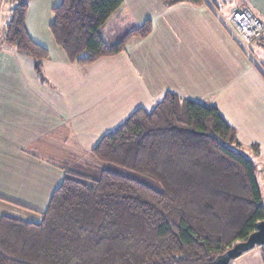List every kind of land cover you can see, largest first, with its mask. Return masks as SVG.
<instances>
[{
	"label": "trees",
	"instance_id": "obj_1",
	"mask_svg": "<svg viewBox=\"0 0 264 264\" xmlns=\"http://www.w3.org/2000/svg\"><path fill=\"white\" fill-rule=\"evenodd\" d=\"M29 1L14 0L3 41L32 59L45 82L46 53L25 30ZM121 6L62 0L53 9L49 29L71 64L115 56L129 37L148 34L145 22L112 45L104 41L100 30ZM258 44L264 50V38ZM89 155L93 163L57 162L63 178L38 221L0 218V264H213L264 219L254 163L213 105L167 93L151 111L135 110Z\"/></svg>",
	"mask_w": 264,
	"mask_h": 264
},
{
	"label": "crops",
	"instance_id": "obj_2",
	"mask_svg": "<svg viewBox=\"0 0 264 264\" xmlns=\"http://www.w3.org/2000/svg\"><path fill=\"white\" fill-rule=\"evenodd\" d=\"M61 1L30 0L25 18L28 37L46 53L45 82L32 59L4 43L9 18L0 1V218L38 221L62 181L58 161L93 163L89 152L104 135L167 93L218 110L254 163L264 206V50L257 42L252 53L261 51L262 59L248 57L210 8L226 14L248 7L264 26V0H122L100 30L104 40L145 22L148 34L129 37L121 53L88 66L71 64L50 32ZM263 254L255 248L229 264H264Z\"/></svg>",
	"mask_w": 264,
	"mask_h": 264
},
{
	"label": "built area",
	"instance_id": "obj_3",
	"mask_svg": "<svg viewBox=\"0 0 264 264\" xmlns=\"http://www.w3.org/2000/svg\"><path fill=\"white\" fill-rule=\"evenodd\" d=\"M222 27L232 37L240 49L253 60L252 47L263 38L264 26L248 7L231 9L221 16L211 7ZM264 75V70L259 67Z\"/></svg>",
	"mask_w": 264,
	"mask_h": 264
},
{
	"label": "water",
	"instance_id": "obj_4",
	"mask_svg": "<svg viewBox=\"0 0 264 264\" xmlns=\"http://www.w3.org/2000/svg\"><path fill=\"white\" fill-rule=\"evenodd\" d=\"M264 246V219L257 223L256 230L249 235L245 242L235 244L223 255L217 257L213 264H229L231 261L239 258L255 248Z\"/></svg>",
	"mask_w": 264,
	"mask_h": 264
},
{
	"label": "rangeland",
	"instance_id": "obj_5",
	"mask_svg": "<svg viewBox=\"0 0 264 264\" xmlns=\"http://www.w3.org/2000/svg\"><path fill=\"white\" fill-rule=\"evenodd\" d=\"M0 1H2L3 2V7H2V16H4V15H6V17H5V22L7 21V19L9 18V8H11L12 6H13V3H14V0H0ZM1 5V4H0ZM213 6V5H212ZM210 8H211V6H210ZM214 9V8H213ZM215 11H217L216 9H214ZM221 16H224V15H226V14H221L219 11H217ZM123 35H122V33H120V36H118V37H116V40L115 41H110L109 43H108V45H112V44H114V42H116L117 40H120L121 39V37H122ZM104 39V38H103ZM105 41V40H104ZM258 50V49H257ZM258 51H260V50H258ZM253 56H254V58L256 59V60H260V59H262V56H263V54L261 53V51H260V54H257V53H253Z\"/></svg>",
	"mask_w": 264,
	"mask_h": 264
}]
</instances>
